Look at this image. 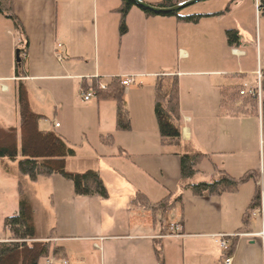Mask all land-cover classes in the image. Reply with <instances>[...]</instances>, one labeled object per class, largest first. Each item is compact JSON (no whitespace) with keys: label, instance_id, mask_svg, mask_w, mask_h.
Masks as SVG:
<instances>
[{"label":"crops","instance_id":"crops-1","mask_svg":"<svg viewBox=\"0 0 264 264\" xmlns=\"http://www.w3.org/2000/svg\"><path fill=\"white\" fill-rule=\"evenodd\" d=\"M141 1L153 6L159 2ZM256 1L206 0L204 8L180 12L181 16L203 15L197 23L173 16H146L134 6L125 18L126 33L121 36L122 0H11L27 39L25 52L19 54L24 72L20 79L15 66L18 50L24 49L22 37L0 13L1 92H8V83L16 90L21 80L28 90L31 111L42 118L39 130L55 133L74 151L67 159V171L97 170L105 185L116 186L115 193L109 192L98 208L85 206L73 196L82 208L58 213L54 226L55 221L47 220L45 207H38L36 191L45 186L55 198L56 192L67 187L66 180L59 176L36 183L25 180L37 238L51 242V264H158L156 249L163 264H222L220 236L229 238L232 264H264V173L250 163L251 155H257L263 166L261 121L258 119L256 129L252 116L238 112L232 102L222 103L228 85L242 83L255 88L257 73H264V17L258 15ZM227 31L238 33L234 47L228 46ZM127 78L134 81L123 88L129 128L120 131L116 102L95 96L84 103L80 91L84 82L90 85L95 81L105 88L113 79ZM171 78L178 82L182 120L177 148L162 146L154 115L156 85ZM0 106L9 108L3 103ZM41 122H49L52 129L41 130ZM11 124L19 128L16 112L14 118L0 112V126L11 128ZM253 125L256 134L250 139ZM84 148L92 155L88 160L80 153ZM235 150L243 155L215 163V173L208 181L198 177L203 173L199 169L189 182L212 183L218 171H225L235 179L254 172L257 183L251 181V187L247 182L236 192L221 196H192L180 179V156L202 153L211 160ZM82 161L95 162L96 168L81 171ZM169 162L177 174L173 187L162 190L145 183L150 172L164 173ZM257 184L261 208L244 225V213ZM7 185L10 191L6 197ZM149 187L148 193L145 188ZM17 189L15 164L10 163V172L0 168V242L9 240L4 218L18 212ZM166 191L174 198L182 196L179 216L175 213L179 203L170 210L174 216L170 211L163 214L130 205L137 193L155 205L167 196ZM5 199L13 201L10 211ZM170 225L180 227L179 234H171Z\"/></svg>","mask_w":264,"mask_h":264},{"label":"trees","instance_id":"trees-1","mask_svg":"<svg viewBox=\"0 0 264 264\" xmlns=\"http://www.w3.org/2000/svg\"><path fill=\"white\" fill-rule=\"evenodd\" d=\"M188 0H159L154 5L160 8H171ZM236 0H230V3ZM134 5L122 0L119 9L121 16L120 35L126 33L125 18ZM229 10V6L226 11ZM261 10L264 12V1L261 0ZM146 16H155L152 13L141 10ZM0 13L10 20L17 32L21 35L24 49L18 50V55L25 52L27 39L22 26L13 14L11 0H0ZM176 17L185 23H197L204 17L201 14L181 16L180 13L161 15ZM228 46L238 44L239 36L236 31H227ZM25 43V44H24ZM17 78H23V60L18 57L15 66ZM170 80L169 85L160 81L155 88L154 115L158 125V131L162 146L177 148L181 144V115L179 110L178 82L176 78ZM122 80L113 79L111 83L101 89L99 83L92 81L82 84L85 92H94L96 98L113 99L116 102V125L117 130H128L127 112L123 105ZM263 93L261 108H258L256 97L245 91V85L234 83L225 89V100L222 103H233L238 112L256 117L261 121L262 136L264 137V78L261 81ZM17 109L20 117L19 128H4L0 126V168L10 172V163L15 164L18 173V212L16 215L4 218L3 225L9 234L7 242H0V264H40L48 259L51 253V242L38 239L34 221L33 205L27 193L26 183H36L39 179L59 176L72 183L74 194L78 197H97L105 201L108 199L107 190L97 171L88 170L83 173H71L67 171V159L74 156V151L66 142L53 132L39 130L38 124L42 119L34 114L28 102V90L20 80L16 87ZM108 141L109 138H107ZM208 159L202 153H189L179 158L180 179L194 197L221 196L226 193H234L239 186L253 181L257 183L258 175L249 172L239 179L232 178L225 171H218V178L212 183L191 184L189 181L199 173L198 166ZM264 170V154H263ZM264 173V171H263ZM182 202V196L175 197L169 194L155 205H150L147 198L137 193L131 200L132 207L150 208L153 212L160 211L163 214L172 210ZM261 208V187L257 184L253 197L244 213L243 224H247L252 214ZM240 233V232H238ZM158 264H163L160 250H155Z\"/></svg>","mask_w":264,"mask_h":264},{"label":"rangeland","instance_id":"rangeland-1","mask_svg":"<svg viewBox=\"0 0 264 264\" xmlns=\"http://www.w3.org/2000/svg\"><path fill=\"white\" fill-rule=\"evenodd\" d=\"M203 4H208V2L206 3H198L194 6H191L190 8H204L202 6H204ZM197 6V7H196ZM184 11V10H183ZM169 83H170V80H168ZM169 83H167L169 85ZM8 92L6 94L2 93L1 92V88H0V103H3L5 104L7 107L9 108H6L5 106H0V112L2 113H9V115L14 118V115H15V112L16 114L18 115V118H19V113H18V109H17V101H16V90L14 89V87L12 86V83H8ZM95 98V97H94ZM258 108L260 109L261 108V103H259L258 101ZM48 118L50 120H52V117L48 116ZM253 124H256V129L258 127V118H255L253 117ZM233 122V124L237 121H231ZM12 123V120L11 122ZM12 127L14 126V124H11ZM49 122L43 124V122L40 123V129L41 130H44L45 128L47 129H52L51 127L49 128ZM45 127V128H44ZM250 130V128H249ZM255 126L253 125V131L250 130V133L248 134V138L250 139H254V135H255ZM246 137V136H244ZM229 147H233V146H229ZM80 153L83 155V159L84 160H88L91 158V153H89L85 148L80 150ZM264 154V153H263ZM242 152H239V150H235L234 153H226L224 155H219L218 156V159H206L204 160L199 166H198V169L201 170V175H199L198 177L199 178H202V179H206L204 181H208L209 179V176L213 173H215L214 169H215V166L214 164L215 163H219V162H222V161H226V162H229L231 161L232 158H235V159H239L241 156H242ZM262 155V154H261ZM95 162H87V161H82V164L80 165H83L81 166V171H85L86 169H94L96 168V164H94ZM250 163L252 165H254V169H257V170H260L262 169L261 171V174L263 173V166L261 164V160L259 159V157L257 155H251V160H250ZM216 165V164H215ZM165 172L164 173H160L157 171H152L150 172V174H148L146 176V181L145 183H147L148 185L150 186H153V188L155 186H158V187H161L162 190H164V187L169 188V186L173 187L174 186V183H175V178L177 176L176 172L174 173V167L172 166V163L169 162L168 163V166H165ZM97 171V170H96ZM262 177V176H261ZM106 178V177H105ZM66 182V188H61L59 190V192H56V194L59 196V195H62L61 197H58L57 195H55L54 197L55 198H58L57 200L55 198H53V196H51L48 192V188L45 187V186H41L40 188H37V197H36V203L38 204V207L40 209L43 208V206L45 207V211L46 213H48L49 215L47 216V220L49 219L50 223L51 222H54V226L56 225L57 221H58V216L60 212H63V213H67L68 211L70 212H75V209L76 208H82L80 206H77L76 203H75V199L77 201V199H81L82 202H83V205L85 206H88V207H92V208H98L100 207L101 205V201L100 199H98L97 197H82V198H88V199H82L81 197H78L74 194V191H73V187H72V183L70 181H65ZM145 183L143 182V185H145ZM106 190H107V193H108V196H109V192L110 193H115L116 191V186L114 185H111V186H107L105 185V183L103 182ZM263 185L262 184V188H263ZM249 186H253V183L250 181L249 183ZM4 187V186H2ZM146 190L145 191H148L151 192V187L149 188H145ZM4 190H5V196L7 197L10 189H9V186H5L4 187ZM172 191V190H171ZM168 192L166 191V195L168 196L169 194H167ZM73 196L75 199H73ZM5 197V198H6ZM159 199V198H157ZM5 202H6V199H5ZM7 206H6V209H8V211H10L13 206V201L10 200V199H7V202H6ZM182 204V203H181ZM181 204L179 203V206H178V211H176V215L179 216L180 215V211H181ZM43 209V210H44ZM173 211V210H172ZM10 213V212H8ZM170 213L173 214V212L170 211ZM161 215H159L160 217ZM174 216V214H173ZM180 218V217H179ZM83 223L84 222V219H81L80 223ZM47 223V221H46ZM220 251V254L221 256H223V252L222 250H218Z\"/></svg>","mask_w":264,"mask_h":264},{"label":"built area","instance_id":"built-area-1","mask_svg":"<svg viewBox=\"0 0 264 264\" xmlns=\"http://www.w3.org/2000/svg\"><path fill=\"white\" fill-rule=\"evenodd\" d=\"M256 9H257L258 15L264 17V12H262V10H261V0L256 1ZM263 78H264V73L258 72L257 73V87L247 88L245 86V91L241 92V94H244V92H247L251 96L256 97L257 101H259V103H261V99H262L261 81ZM133 84H134V81L131 78H127L121 82V85L123 88H128ZM101 89L104 90L105 88L101 87ZM94 97H95V93L92 91H90V92H85L83 90L80 91V98L84 103L89 102ZM56 127H58V126H56ZM260 150H261V154L263 155V153H264V137L263 136L261 137V140H260ZM168 229L171 232V234L177 235L180 232V227H178L177 225H174V226L170 225ZM231 237H236V236H231ZM220 248L223 252L222 264H232V259L228 255V252L230 251L229 238L224 237V236H220ZM43 264H51V261L49 259H46V260H44ZM64 264H68V263L64 262Z\"/></svg>","mask_w":264,"mask_h":264},{"label":"water","instance_id":"water-1","mask_svg":"<svg viewBox=\"0 0 264 264\" xmlns=\"http://www.w3.org/2000/svg\"><path fill=\"white\" fill-rule=\"evenodd\" d=\"M127 1L131 2L135 7H137L140 10L147 11V12L152 13L154 15L160 16V15H168V14H173V13H180L181 11H183V10H185L191 6H194L198 3L206 1V0H188L186 2L178 4V5L171 7V8H160L157 6L147 4L141 0H127ZM16 56H17L16 59L18 62V57H19L18 52H17Z\"/></svg>","mask_w":264,"mask_h":264}]
</instances>
